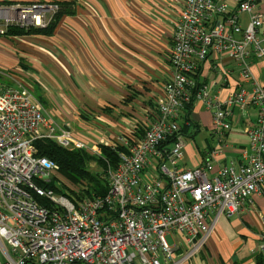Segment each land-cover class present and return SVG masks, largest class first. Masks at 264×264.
<instances>
[{"label": "built area", "instance_id": "built-area-1", "mask_svg": "<svg viewBox=\"0 0 264 264\" xmlns=\"http://www.w3.org/2000/svg\"><path fill=\"white\" fill-rule=\"evenodd\" d=\"M260 2L264 0H183L164 93L135 125L134 138L99 145L125 149L118 166L108 169L109 191L104 195L79 200L80 187L61 175L57 163L39 157L36 147L40 139L68 150H83L85 143L47 120L28 88L0 92V264H187L203 250L220 215L239 214L262 193L264 87L248 62L252 53L264 59ZM48 9L0 5V35L10 25L45 27ZM242 14L249 15L245 28L239 22ZM212 57L237 63L241 81L251 88L237 84L221 100V93L212 97L215 89L207 85L194 105L203 102L213 111L219 135L231 129L235 109L256 107L259 119L245 129L249 161L239 169L224 166L210 177V161L190 170L179 168L185 141L178 120L193 103L190 90L200 65ZM219 67L223 76L232 72ZM90 154L100 155L101 149ZM52 183L55 188H48ZM257 252L264 259V243Z\"/></svg>", "mask_w": 264, "mask_h": 264}, {"label": "crops", "instance_id": "crops-1", "mask_svg": "<svg viewBox=\"0 0 264 264\" xmlns=\"http://www.w3.org/2000/svg\"><path fill=\"white\" fill-rule=\"evenodd\" d=\"M59 4L68 13L60 14L53 35H14L9 34L14 25L4 28L0 92L18 86L31 90L46 119L57 129L70 130L88 153L102 143L134 138L135 125L143 122L146 110H154L155 99L171 80V38L183 0H0L1 6L49 7L46 26L60 13ZM259 8L264 10V2ZM239 22L247 27L249 15H240ZM248 62L264 87V59L252 53ZM219 65L232 72L223 76ZM194 81L191 94L213 85L211 96L220 92L221 100L237 84L251 88L229 58L212 57L202 63ZM191 117L200 126L201 140L194 144L183 136L179 168L190 170L210 161L212 177L224 166L239 169L249 161L245 129L257 124L258 108L235 109L231 129L222 135L214 131L213 111L203 102L194 105ZM263 243L264 187L239 214L220 215L203 250L187 264H258L257 250Z\"/></svg>", "mask_w": 264, "mask_h": 264}, {"label": "trees", "instance_id": "trees-1", "mask_svg": "<svg viewBox=\"0 0 264 264\" xmlns=\"http://www.w3.org/2000/svg\"><path fill=\"white\" fill-rule=\"evenodd\" d=\"M60 13L55 15L53 20L45 28H19L11 26L9 34L26 35V34H44L53 35L55 26L62 13H68L64 5L59 4L57 10ZM198 73L195 75L197 76ZM199 92V91H198ZM197 90L192 94L193 100L191 104L186 105L181 112L178 120L180 126V134L191 140L195 139L200 132V126L192 120V111L194 107ZM170 140L168 143H172ZM38 156L47 158L57 163L60 167L61 175L71 184L80 187L79 195L76 197L81 200L83 198H92L94 196L104 195L109 191V180H103L99 174L88 168L90 161H95L99 166L107 168L108 165L116 168L119 163V154L125 149L121 146L116 148L112 146L101 145V154L99 156L90 154L84 150H67L61 147L56 141L51 139H40L36 142ZM48 188H55V184H49ZM258 264H264V259L259 256Z\"/></svg>", "mask_w": 264, "mask_h": 264}, {"label": "rangeland", "instance_id": "rangeland-1", "mask_svg": "<svg viewBox=\"0 0 264 264\" xmlns=\"http://www.w3.org/2000/svg\"><path fill=\"white\" fill-rule=\"evenodd\" d=\"M200 140H201V133H199L198 135H196L195 139H193L192 142H193L194 144H196V142H199ZM61 147H62V146H61ZM67 150H68V149H67ZM93 155H94V154H93ZM97 156H99V155H97ZM109 167H111V165H108L107 168H103V167L99 166V164H98L97 162H95V161H90V162H89V165H88V168H89L91 171H93V172L99 174V176H101V178H102L103 180H110V174H109V171H108ZM111 168H113V167H111ZM108 177H109V178H108ZM178 238L183 239L182 236H178ZM167 240H168V242H169L171 245H173V238H172L171 236L168 235V236H167ZM0 259H3V254L1 253V251H0Z\"/></svg>", "mask_w": 264, "mask_h": 264}]
</instances>
